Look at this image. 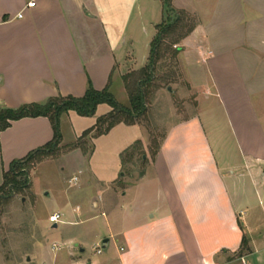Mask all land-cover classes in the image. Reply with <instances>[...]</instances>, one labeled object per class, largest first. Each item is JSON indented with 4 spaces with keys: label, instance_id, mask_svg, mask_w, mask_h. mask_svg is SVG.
Segmentation results:
<instances>
[{
    "label": "crops",
    "instance_id": "1",
    "mask_svg": "<svg viewBox=\"0 0 264 264\" xmlns=\"http://www.w3.org/2000/svg\"><path fill=\"white\" fill-rule=\"evenodd\" d=\"M161 2L0 0V108L82 97L88 82L130 106L122 76L147 64ZM172 4L196 17L177 44L196 108L167 126L137 181L122 172V154L137 141L147 149L142 122L94 138L92 153L74 148L34 168L35 221L48 230L61 225L65 237L42 264H264V0ZM111 110L64 113L61 145ZM52 138L47 117L13 121L0 133V185L14 160ZM54 161L75 166L59 178L60 195L32 185L37 169ZM58 212L55 227L49 217ZM244 237L249 251L240 254ZM25 253L29 264L36 253Z\"/></svg>",
    "mask_w": 264,
    "mask_h": 264
},
{
    "label": "trees",
    "instance_id": "2",
    "mask_svg": "<svg viewBox=\"0 0 264 264\" xmlns=\"http://www.w3.org/2000/svg\"><path fill=\"white\" fill-rule=\"evenodd\" d=\"M164 9L172 11L173 19L169 23L165 21L156 26L157 32L151 42L150 54L147 64L137 70H131L122 76L124 87L128 93L130 106H124L106 87L102 91L96 90L91 82L85 94L82 97L57 96L48 99L45 103L24 104L18 108H0V133L11 126L13 121L26 117H47L53 128V138L45 145L29 152L25 157L14 160L7 171L3 174V182L0 185V207L3 203L10 201L16 195L27 194L31 187V173L34 168L46 158H55L61 151L62 133L60 129V118L64 113L75 111L81 116H93L97 107L101 104H108L112 110L97 118L95 125L85 130L77 143L71 144L68 148L83 149L84 137L92 135L97 138L108 133L114 126L125 123L133 125L141 122L148 111L149 99L159 88V82L170 86L169 78L174 72L169 70L163 75L160 72L163 69L162 59L168 54L175 60L180 52L179 47H175L183 38H185L194 28L196 21L185 11H178L172 5V0H161ZM191 17V18H189ZM184 25L186 31L180 32L176 39H172L166 44L168 39L181 25ZM181 28V27H180ZM80 142V143H79ZM160 143L154 151L153 158L158 152ZM93 147L89 153H92ZM141 141H137L132 147L122 154V160L125 163L127 159L133 158L136 153L142 152ZM141 153V161L145 162ZM128 157V158H127ZM144 175V171L140 173ZM249 251L247 239H242V248L240 254Z\"/></svg>",
    "mask_w": 264,
    "mask_h": 264
},
{
    "label": "rangeland",
    "instance_id": "3",
    "mask_svg": "<svg viewBox=\"0 0 264 264\" xmlns=\"http://www.w3.org/2000/svg\"><path fill=\"white\" fill-rule=\"evenodd\" d=\"M160 6H162L161 15L158 14L155 21H157V24H161L164 21L169 23V19H173L174 16L172 11L168 10L167 12L164 9L163 2L160 3ZM189 16L196 21L194 15L190 14ZM180 27L166 39V44H169L172 39H176L180 32L186 31L183 24ZM161 61L163 69L160 75L165 74L169 70H172L174 74L169 78L170 86L159 82V88L154 90L149 99L148 111L141 120L147 127L149 144H146L147 149H145L144 144L141 142L142 152L136 153L133 158L127 159L122 171L132 178V181H137L140 173L146 171L148 164L153 158L154 151L164 137L167 126L174 119L187 117L193 108H196L197 104L194 100L195 96L186 92L187 82L179 58L177 57L175 60H172L170 55L166 54L165 58ZM168 88H171L174 92H170ZM181 89L185 90V93L179 95L177 92ZM172 108H175L177 111L175 115L171 113ZM82 142L84 143L81 145L83 146V152L89 154L93 144L92 135L84 137ZM75 143L77 141L72 144ZM70 145H61V151L55 158H61L62 155L68 153L70 151L68 146ZM141 153H145L142 156L145 162L141 161ZM73 167H75L73 163H71V166L66 167L61 161H54L49 165L40 167L37 169L36 174L33 175V188L35 185L36 190H50L54 194L60 195L62 188L60 187L61 182L59 178L70 174ZM62 168L66 169L62 171ZM124 185L125 182L123 183L121 180L117 186L122 189ZM23 198H25V201ZM30 199L29 192L24 195H16L11 199L12 201H7L0 207V264H12L16 259H18L19 264H28L25 253L26 249H30L36 253L29 264L46 263L47 260H51L52 258L53 253L50 251L52 243H62L65 241V237L61 232V225L56 230H48L43 224L35 221V214L30 207V203H28Z\"/></svg>",
    "mask_w": 264,
    "mask_h": 264
},
{
    "label": "built area",
    "instance_id": "4",
    "mask_svg": "<svg viewBox=\"0 0 264 264\" xmlns=\"http://www.w3.org/2000/svg\"><path fill=\"white\" fill-rule=\"evenodd\" d=\"M35 5V2H30L28 3V7H33ZM18 17H22V14L19 13L18 14ZM176 47V45H175ZM49 221L50 223L53 225V224H59L60 222H62V214L61 213H54L52 214L50 217H49Z\"/></svg>",
    "mask_w": 264,
    "mask_h": 264
},
{
    "label": "water",
    "instance_id": "5",
    "mask_svg": "<svg viewBox=\"0 0 264 264\" xmlns=\"http://www.w3.org/2000/svg\"><path fill=\"white\" fill-rule=\"evenodd\" d=\"M168 90H170L171 91V88H168ZM54 226L56 227L57 226V224H54ZM107 241V240H106Z\"/></svg>",
    "mask_w": 264,
    "mask_h": 264
}]
</instances>
